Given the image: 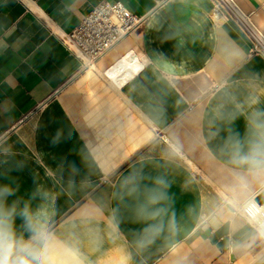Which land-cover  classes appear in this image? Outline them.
I'll use <instances>...</instances> for the list:
<instances>
[{
    "label": "crops",
    "instance_id": "0c3cea01",
    "mask_svg": "<svg viewBox=\"0 0 264 264\" xmlns=\"http://www.w3.org/2000/svg\"><path fill=\"white\" fill-rule=\"evenodd\" d=\"M102 1L0 0V203L17 236L27 208L85 264H264L240 212L264 182L238 179L229 143L264 113V57L211 0H108L145 18L95 62L138 54L118 90L64 43ZM235 2L264 35V0Z\"/></svg>",
    "mask_w": 264,
    "mask_h": 264
},
{
    "label": "clouds",
    "instance_id": "9594fccd",
    "mask_svg": "<svg viewBox=\"0 0 264 264\" xmlns=\"http://www.w3.org/2000/svg\"><path fill=\"white\" fill-rule=\"evenodd\" d=\"M246 130L243 140L238 136L229 137L232 147L231 163L244 169L246 177L264 182V113L253 112L246 117ZM130 177L126 183H131ZM158 195L150 198V203H159L163 198L165 182L157 180ZM10 188H0V201L13 195ZM15 206L6 208L0 203V264H85L79 249L60 239L56 233L41 222L27 208L21 213L27 231V240L18 237L14 230Z\"/></svg>",
    "mask_w": 264,
    "mask_h": 264
},
{
    "label": "built area",
    "instance_id": "2783aa9c",
    "mask_svg": "<svg viewBox=\"0 0 264 264\" xmlns=\"http://www.w3.org/2000/svg\"><path fill=\"white\" fill-rule=\"evenodd\" d=\"M211 3L213 15L232 22L251 44V52L264 57V35L253 22L251 14L244 13L235 0H211ZM144 21V17L134 14L123 2L104 0L88 11L76 29L67 34L64 43L82 64L91 66L131 31L140 29ZM252 200L254 199L246 200L241 205L240 212L264 230V222H255L249 208L245 207ZM257 204L259 203L256 201L255 205Z\"/></svg>",
    "mask_w": 264,
    "mask_h": 264
},
{
    "label": "bare ground",
    "instance_id": "6f19581e",
    "mask_svg": "<svg viewBox=\"0 0 264 264\" xmlns=\"http://www.w3.org/2000/svg\"><path fill=\"white\" fill-rule=\"evenodd\" d=\"M91 66V68L99 70L96 63H92ZM140 68L141 63L139 62L138 54L132 50H128L118 57L117 62L114 63L113 66L108 67L104 71H99L104 77L111 78V80L115 82L114 86L118 89L127 78L136 74ZM255 204L256 201L252 200L245 207L249 208L255 222L262 223L264 222V205Z\"/></svg>",
    "mask_w": 264,
    "mask_h": 264
}]
</instances>
